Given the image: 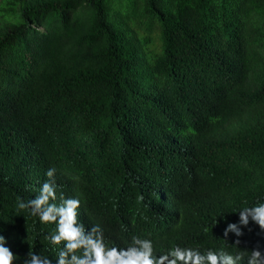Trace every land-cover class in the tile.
<instances>
[{"label": "trees", "instance_id": "16d2710c", "mask_svg": "<svg viewBox=\"0 0 264 264\" xmlns=\"http://www.w3.org/2000/svg\"><path fill=\"white\" fill-rule=\"evenodd\" d=\"M0 15V235L22 264L56 255L18 200L56 202L109 245L223 246L264 196V0H6ZM53 264L55 262L53 261ZM243 264V262H242Z\"/></svg>", "mask_w": 264, "mask_h": 264}, {"label": "clouds", "instance_id": "9594fccd", "mask_svg": "<svg viewBox=\"0 0 264 264\" xmlns=\"http://www.w3.org/2000/svg\"><path fill=\"white\" fill-rule=\"evenodd\" d=\"M55 169L49 168L45 175L49 180L43 182L38 194L27 202L18 200V207L38 218L42 225L52 224L54 228L45 239L55 246L56 255L41 256L29 252L22 264H264V246L257 241L245 257L239 251L230 253L223 246L204 247L197 245L168 247L167 251H156L157 241L151 237L133 235L124 245H109L105 241L102 228L98 224L85 227L78 219L77 210L81 205L76 197L61 198L57 203L56 186L52 177ZM238 219L227 222L223 229L224 240L234 234L240 244L244 229L251 231L250 224L258 227L257 235L264 238V196L253 203L242 206L236 212ZM16 254L10 249L4 235H0V264H14Z\"/></svg>", "mask_w": 264, "mask_h": 264}, {"label": "rangeland", "instance_id": "374dc122", "mask_svg": "<svg viewBox=\"0 0 264 264\" xmlns=\"http://www.w3.org/2000/svg\"><path fill=\"white\" fill-rule=\"evenodd\" d=\"M23 1H29V0H21ZM6 4V0H0V10L2 9V5ZM12 22L11 19H8L7 17L0 15V30L4 29H11Z\"/></svg>", "mask_w": 264, "mask_h": 264}]
</instances>
